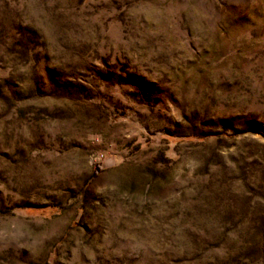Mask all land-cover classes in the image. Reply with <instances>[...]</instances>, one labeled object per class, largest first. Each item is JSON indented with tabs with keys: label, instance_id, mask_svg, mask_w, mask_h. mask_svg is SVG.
Listing matches in <instances>:
<instances>
[{
	"label": "rangeland",
	"instance_id": "374dc122",
	"mask_svg": "<svg viewBox=\"0 0 264 264\" xmlns=\"http://www.w3.org/2000/svg\"><path fill=\"white\" fill-rule=\"evenodd\" d=\"M0 264H264V0H0Z\"/></svg>",
	"mask_w": 264,
	"mask_h": 264
}]
</instances>
